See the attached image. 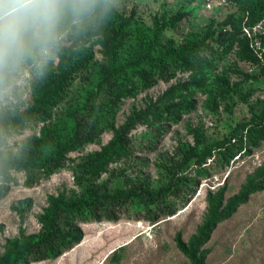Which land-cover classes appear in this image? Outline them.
I'll return each mask as SVG.
<instances>
[{"label": "rangeland", "instance_id": "374dc122", "mask_svg": "<svg viewBox=\"0 0 264 264\" xmlns=\"http://www.w3.org/2000/svg\"><path fill=\"white\" fill-rule=\"evenodd\" d=\"M251 3L123 0L118 12L122 19L134 15L129 36L117 53L108 56L100 40L73 42L69 37L57 53L59 67L43 82L21 80L15 101L0 105V112L13 115L15 108L32 105L43 85H61L45 118L34 116L21 126L1 129L0 161L18 158L23 142L34 138L42 140L41 159L46 160L52 151L50 140L68 139L78 123L91 122L100 133L68 153L61 167L44 171L45 176L32 187L23 184L25 172L8 171L12 182L0 200V254L7 240H36L47 220L66 228L70 218L63 206L81 199L88 188L94 187L99 196L142 190L148 199V194L170 186L168 195L149 204L130 199L119 206L104 199L99 211L115 210L117 221L79 223L83 232L79 244L58 258L31 264H187L175 247L174 236L180 232L187 241L201 224L207 210L206 193L225 186V198H229L264 164V145L227 166L226 150L217 149L238 124H253L264 115V55L258 38L264 33V18L252 27L243 25L242 34L227 49L210 54L206 49L198 51L208 63L186 67L167 58L169 76H163L158 65L164 55L182 50L189 41L206 35L210 42L223 22L240 15ZM178 12L188 15L171 29L167 23ZM244 36L258 63L242 58L239 40ZM112 69L119 71L107 77ZM138 70L148 72L150 87L144 86ZM189 80L201 83L194 112L170 127L140 123L128 135L124 156L98 174L80 176L79 165L112 139L132 111L143 109L168 87ZM190 154L204 161L198 165L196 158L187 159ZM205 248L210 251L205 264H264V189L219 223Z\"/></svg>", "mask_w": 264, "mask_h": 264}, {"label": "trees", "instance_id": "16d2710c", "mask_svg": "<svg viewBox=\"0 0 264 264\" xmlns=\"http://www.w3.org/2000/svg\"><path fill=\"white\" fill-rule=\"evenodd\" d=\"M239 2L240 0H233ZM133 12L127 19H122L117 13L110 22L105 37L100 41L102 48L108 54L113 56L123 46L124 41L129 36L128 27L133 19ZM187 13L178 12L168 21V27L175 29L180 21L187 17ZM264 18V0H252L240 15H232L221 24V28L214 34H211L210 42H206L205 35L200 40L189 41L180 51L171 55H164L159 61V72L164 76H169V70L164 62L167 58L171 61H180L182 65L190 67L194 62L208 63V61L198 51L207 50L208 53H216L217 49H227L232 45L235 37L242 34V26L252 27L258 21ZM119 23L118 26L116 24ZM259 45L264 55V33L258 35ZM240 54L243 59L252 63H258L259 59L250 48V40L244 36L239 40ZM259 50V51H260ZM120 69V68H119ZM109 70L107 77L119 71ZM140 78L145 87L152 85L151 78L146 70H138ZM56 81V80H55ZM53 84L51 87L42 86L38 96L33 98V103L29 107L19 110L15 108L13 115L7 112H0V133L1 129L8 125L17 127L23 125L29 118L37 116L45 118L52 107L54 100L58 95L59 85ZM201 83L198 80H189L183 83H177L168 87L154 101H150L143 109L132 111L117 129L114 130L112 139L97 151L90 155L85 162L79 165L80 176L95 175L104 170V168L115 158L124 156L128 149V135L140 123L151 122L166 127L177 125L184 116L195 111L197 101L195 98L197 89H200ZM179 96V101L174 100ZM100 132L91 122L78 123L74 134L66 140H50L52 151L48 158L41 159L42 140L39 138L25 140L21 146V154L18 158L4 162L0 161V200L3 199L10 189L8 171H23L27 178L23 182L25 187H32L45 176L48 169L54 170L62 166L68 153L76 150L86 143L92 142ZM51 136V134H47ZM197 143L199 139L197 136ZM264 145V115L253 124H238L233 130V134L225 141L217 144L219 151L227 152L225 166L234 162L241 155L250 153ZM210 157V153L208 154ZM196 158L193 154L188 155L187 159ZM202 161L196 158L195 163L202 164ZM39 168L42 171H39ZM41 172V173H38ZM80 181V179H79ZM264 189V164L258 167L253 176L248 177L239 191L225 198L226 188L222 186L215 191H208L205 195L207 204L206 214L200 225L197 226L194 233L187 241L182 239L181 233L177 232L174 236L176 249L186 258L187 264H205L210 251L205 245L210 240L212 232L216 226L229 219L235 211L248 202L251 195L259 193ZM195 190V189H194ZM192 191V193L194 192ZM85 195L63 208L66 211L68 224L66 228L54 224L51 220L45 222V231L36 240L31 242H12L7 240L3 246V252L0 254V264H31L49 259H55L64 252L69 251L75 245L79 244L83 238V232L79 228V223L117 221L119 216L113 210L104 209L99 211L98 206L105 199L110 204L119 206L125 204L130 199H138L146 204L153 203L162 196L170 193V186L158 190L155 194H148L145 199L142 190H129L120 195L99 196L94 187L84 191ZM56 203L51 204V208ZM169 211V210H168ZM169 214L172 212H168Z\"/></svg>", "mask_w": 264, "mask_h": 264}, {"label": "clouds", "instance_id": "9594fccd", "mask_svg": "<svg viewBox=\"0 0 264 264\" xmlns=\"http://www.w3.org/2000/svg\"><path fill=\"white\" fill-rule=\"evenodd\" d=\"M123 0H0V105L20 81L43 82L57 53L75 41L103 40Z\"/></svg>", "mask_w": 264, "mask_h": 264}, {"label": "built area", "instance_id": "2783aa9c", "mask_svg": "<svg viewBox=\"0 0 264 264\" xmlns=\"http://www.w3.org/2000/svg\"><path fill=\"white\" fill-rule=\"evenodd\" d=\"M210 6V4H208V7Z\"/></svg>", "mask_w": 264, "mask_h": 264}]
</instances>
